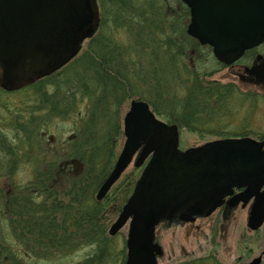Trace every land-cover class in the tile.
<instances>
[{"label":"rangeland","instance_id":"374dc122","mask_svg":"<svg viewBox=\"0 0 264 264\" xmlns=\"http://www.w3.org/2000/svg\"><path fill=\"white\" fill-rule=\"evenodd\" d=\"M97 4L100 27L96 37L84 44L78 57L84 56L86 61L72 67L77 58L60 71L64 73L60 78L39 89L30 86L13 93L0 89V168L5 173L0 177V190L6 197L29 189L37 201L42 200L43 193L37 189L49 183H57L60 193H65L75 180L86 177L88 164L85 165L82 156L93 151L95 145L104 148L99 163H108L112 151L114 169L124 147V118L131 102L157 105L158 115L149 104L158 119L169 124L167 111L172 109L177 113L182 109V102L188 104L196 97L191 87L197 82L204 87L217 84L232 90L226 91L223 98L217 91L214 99L202 101L205 103L200 113L192 115L199 123L195 125L198 132L174 123L180 128V150L221 140L216 133L264 140V85L245 84L239 78L248 75L247 70L255 63L258 67L261 65L257 57L264 59V45L246 54L236 65L226 66L216 60L210 47L200 45L187 34L190 11L181 0H97ZM171 42L173 50L169 47ZM101 66H105V73L119 66L121 78L115 81L116 86L107 82L100 86ZM101 92L103 96H112L113 103L120 100V107L116 105L119 108L113 114L107 112L108 107L96 105ZM186 121L192 122L189 118ZM115 125H118L117 133L121 126L122 138L116 132L111 134ZM143 168H135L133 162L102 201L96 200L98 191L94 194L95 201L102 202L108 214L103 221L106 236L111 240L106 245L114 251L111 264L127 261L129 227L115 237L109 235V230L121 213L118 209L126 195L128 199L132 195ZM38 176L43 178L44 186ZM38 182V187H32ZM4 226L0 236L11 239L14 245L12 231L7 223ZM160 239L165 251L161 264H169L167 256L172 245L168 231L161 232ZM214 243L218 253H211L209 245L202 242L200 256L211 254L212 261L208 264L248 262L264 248V227L251 233L247 222L235 221L228 236L216 238ZM15 248L26 264H94L92 258L98 253L96 244L78 245L68 254L55 256H41L43 251L34 250L30 244Z\"/></svg>","mask_w":264,"mask_h":264},{"label":"water","instance_id":"95a60500","mask_svg":"<svg viewBox=\"0 0 264 264\" xmlns=\"http://www.w3.org/2000/svg\"><path fill=\"white\" fill-rule=\"evenodd\" d=\"M190 10L187 34L210 46L216 60L234 66L264 44V0H181ZM100 27L97 0H0V89L16 92L61 71ZM247 70L264 83V59ZM125 143L99 189L102 201L134 162L143 172L109 230L126 226V264H158L156 229L165 221H195L220 207L234 190L233 206L254 200L248 226L264 224V141L221 139L180 150V128L133 100L124 118ZM237 203V204H236ZM257 259L248 264H260Z\"/></svg>","mask_w":264,"mask_h":264},{"label":"trees","instance_id":"16d2710c","mask_svg":"<svg viewBox=\"0 0 264 264\" xmlns=\"http://www.w3.org/2000/svg\"><path fill=\"white\" fill-rule=\"evenodd\" d=\"M105 5L106 4L103 3L102 8L104 12ZM173 45L172 42L169 43L171 50H173ZM83 58L84 56L78 58L72 67H76L80 63L86 61L87 58ZM219 66L223 65L220 64ZM98 69H100V67ZM103 69L105 70V66H101L100 86L104 82L109 83L111 86H116L115 81L120 80L121 78L119 74V66L115 69L113 68L110 73H105ZM117 69L118 71L114 72V70ZM60 73L37 82L34 86H31L33 87L32 89H39L42 86L50 84V82L60 78L64 74ZM211 84L213 83H210V85ZM215 85L217 84H214L211 88L204 87L201 82L194 83L191 88H193L192 95L196 97L190 99L188 104L182 102V109H179L177 113L173 112L172 109L168 110L169 124L176 123L182 128L198 132V127L195 125L199 123L195 122L197 120H195V117L192 115L193 113L194 115L200 113L201 106L203 105L202 103H205L202 101H204V99L207 102L211 101L218 96L217 94L214 95L217 91L220 94L219 96L223 98L226 91L232 90L228 86L220 87ZM199 96L202 97L200 98ZM96 100L97 106L108 107L107 112L111 114L116 112L120 107V100L118 103H113L111 102L113 100L112 96H109L108 94L103 96L102 93L101 98H97ZM116 105L119 107L116 108ZM150 105L158 115V106L155 104ZM118 114L119 113H117L116 116H118ZM187 118L192 121L190 124L186 121ZM183 121L185 124H182ZM117 126L118 125L114 126V130L111 134L114 135L116 132V135H119V137L122 138V128L120 126L117 133ZM216 135L220 136L222 139L248 137L242 134L232 136L226 134V136L223 133H216ZM94 143H97V141ZM102 146L103 145L92 146V148H94L93 151L90 153H83L82 160L85 165L88 164V166H86L88 169L86 177L78 181L75 180L71 187L67 188L65 193H60L57 188V183H49L47 186H44L45 184L41 176H38V180L43 183L44 187L41 185L40 188H42H39V190L37 189V191H41V195L43 193L42 200L37 201L34 198V195L29 192V189H23L20 193H12L7 197L4 192L0 190V231H3L2 228H5L4 223H7L12 231L13 237L11 238L15 240V244L13 245L11 239L9 241L6 237L0 236V264H26L25 260H23L22 254H20L19 251H16L17 248L15 247H23L27 244L34 247V250H42L43 252L40 253L43 255L41 256H46L47 254L53 256L58 254H68L70 251L76 249L78 245L96 244L98 253L92 258L94 259V264H111L113 262L114 251L110 247L108 250L106 245L110 239L106 236V229L103 221L108 214L104 208V204L102 202H97L94 199V194L99 190L113 169L112 163L114 156L112 155V151L110 152L111 158L108 160V163H105L104 161L99 163V161L103 159L102 151H104V148L102 149ZM2 176H5V173H3L2 168H0V177ZM137 176L138 175L133 179L132 185L136 181ZM39 182L32 185V187H38ZM53 192L54 195H51ZM124 194L126 195L127 192L124 191ZM127 199L126 195L122 207ZM122 207L119 208L118 211L121 212ZM99 240H103V243H99ZM101 244H105L106 246H100ZM103 247H106V249L102 250ZM25 254L26 256L28 255L26 252Z\"/></svg>","mask_w":264,"mask_h":264},{"label":"flooded vegetation","instance_id":"af4514ba","mask_svg":"<svg viewBox=\"0 0 264 264\" xmlns=\"http://www.w3.org/2000/svg\"><path fill=\"white\" fill-rule=\"evenodd\" d=\"M256 73L250 76L240 75V81L245 84L262 87L264 83L260 82V79L256 77ZM243 192L244 189L234 190L233 195L224 199L222 205L207 217L198 218L190 222L174 220L160 223L156 229V240L162 247L163 254L158 258V264H161L165 258L164 247L160 239V233L164 231H168L170 235L169 243L172 245L167 256V263L169 262V264H208L209 261H212L211 254L200 256L203 253L202 242H206L209 245L211 253H218L214 240L216 238H226L230 227L235 221L247 222V229L251 233L260 231L264 227V224L257 231L251 230L248 226L249 215L254 200H251L247 204L241 201L233 206L235 202L233 200L234 197ZM257 259L261 260L260 264H264V248L259 256L240 264L252 263Z\"/></svg>","mask_w":264,"mask_h":264}]
</instances>
